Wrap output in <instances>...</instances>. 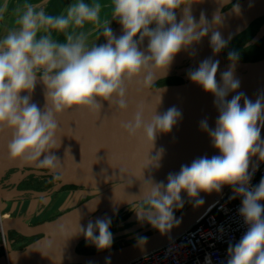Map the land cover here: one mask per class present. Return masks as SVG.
<instances>
[{"label":"clouds","instance_id":"1","mask_svg":"<svg viewBox=\"0 0 264 264\" xmlns=\"http://www.w3.org/2000/svg\"><path fill=\"white\" fill-rule=\"evenodd\" d=\"M197 3L200 2L111 0V22L116 20L123 34L114 36L111 22H105L102 34L106 43L89 48L85 33L74 30L86 23L100 25L102 5L99 2L88 4L76 0L58 15L47 14L39 3L26 2L16 19L17 27L0 39V134L11 133L7 145L9 159L35 163L52 172L55 179H61V162L53 153L60 147V142L57 143L59 115L73 108L99 113L104 101L111 105L114 99L118 109L126 111V83L142 72L148 73L145 82L154 80L153 72L167 73L181 50H189L209 32L213 54L220 53L228 46V41L216 30L223 25V13L218 9L211 24L202 13L197 23L192 15V5ZM218 3L223 8L230 0H218ZM6 10L7 5L0 0V18ZM180 10L183 16L177 22L176 13ZM232 11L239 14V4L232 5ZM70 28L72 32L67 31ZM53 32L65 33V42L54 39ZM145 38L148 54L140 49ZM238 59L237 52L228 53L230 67L221 73L222 83L216 80L219 61L211 58L187 73L192 83L215 97L219 112L216 127L209 128L207 119L201 121L200 127L208 133L220 155L198 158L190 166L182 165L179 173L168 175L166 185L150 180L146 195L140 200L143 206L138 204L134 210L140 222L147 221L165 235L181 222L174 214L184 207L181 193H186L189 202L198 207L205 202L201 192L219 193L224 186H230L232 198L241 197L238 211L248 227L239 242L229 245L226 264H264V204L261 203L264 178L252 187L249 172L253 157L264 162V96L253 102L238 92L231 100L226 99L240 87L239 79L234 76ZM38 80L45 88L43 111L30 103ZM162 91L161 88L159 92ZM24 92L28 95L21 96ZM181 118L182 113L172 107L162 115L154 113L145 124L140 109L122 127L130 136L143 131L153 146L157 133L171 132ZM162 155L163 149L156 157L148 158L151 162L145 168L150 164L158 168ZM110 225V218L98 219L95 224L89 222L86 229L79 225V231L74 234L82 233L98 251H105L113 243ZM147 243L146 236L136 238L142 250ZM206 264H210L207 257Z\"/></svg>","mask_w":264,"mask_h":264},{"label":"water","instance_id":"2","mask_svg":"<svg viewBox=\"0 0 264 264\" xmlns=\"http://www.w3.org/2000/svg\"><path fill=\"white\" fill-rule=\"evenodd\" d=\"M198 2L200 3L192 5V15L197 23L202 13L210 24L213 14L218 9L223 13V25L216 30L220 31L226 41L238 35L240 29L247 28L264 16V0H230V3L223 8L218 0H198ZM236 4L240 6L239 14L232 11V5ZM176 16L179 22L183 16L182 10L177 11ZM122 34L123 29L119 24L114 36L120 37ZM263 36L264 28H261L254 39ZM210 37L211 32L199 43L193 44L189 50H181L174 57L167 73L153 72L154 80L145 82L148 73L142 72L132 82L126 83L125 99L128 105L126 111L119 110L114 99L111 105L104 101L99 113L73 108L57 117V143L60 142V147L54 149L53 153L61 162L62 178L53 191L64 185H81L88 191L94 192L109 185L114 186L90 197L80 207L36 226H30L20 218L4 220L0 227V231L4 233L14 230L23 236L42 235V237L21 251H10L0 258V264H125L173 239L202 216L230 187L224 186L219 193L201 192L200 196L203 197L204 204L194 207L191 203L175 215L181 222L165 235H161L146 221L121 234H112L113 238L121 235L120 238L125 241V244L118 248L97 253L77 251L82 243L87 242L82 233L74 234L79 231V225L86 229L89 222L95 224L98 219H112L124 209L130 206L136 207L145 197V191L151 181L153 183L164 181L170 173H179L182 165L190 166L198 158L220 155L213 147L208 133L200 127L201 121L205 119L209 128L216 127L219 112L214 104L215 97L206 93L201 86L192 83L189 78L181 84L154 87L158 81L177 73L178 71L174 72L176 67L182 65L184 61L194 58L196 63L193 69L196 70L200 56L211 46ZM104 43L106 40L102 44ZM147 45L148 40L145 38L140 45V49L145 51V54H148ZM211 59L219 61L216 80L222 83L221 73L229 69L230 63L225 62L222 51L213 55ZM239 68L251 72L236 73ZM234 76L239 79L240 87L236 92H230L226 97L227 100H231L238 92L244 93L253 102L258 97L264 96V58L254 62L237 61ZM161 88L163 91L159 92ZM26 95L28 93H21V96ZM30 103H35L42 111L45 108V88L39 80L31 95ZM172 107L182 113V118L173 126L171 132L157 133L153 146L150 140L145 139L143 131L136 136H130L122 127V124L131 122L140 109L143 111V121L147 124L154 113L162 115ZM10 139L11 133L0 134V172L10 168L46 169L37 167L35 163H22L19 160L9 159L7 145ZM262 139H264V130H262ZM161 149L163 155L159 160L160 166L157 168L150 164L145 168L147 163L151 162L148 158L156 157ZM260 162L258 157H253L249 171ZM38 194L46 195V193ZM181 195L184 200H189L186 193ZM93 208L95 210H91ZM95 234L98 235V231ZM138 236L148 238L143 250L136 244Z\"/></svg>","mask_w":264,"mask_h":264},{"label":"rangeland","instance_id":"3","mask_svg":"<svg viewBox=\"0 0 264 264\" xmlns=\"http://www.w3.org/2000/svg\"><path fill=\"white\" fill-rule=\"evenodd\" d=\"M6 1L9 2L10 0H2V3H6V5L8 6ZM60 1L65 2V0H55V1L52 0V2L48 4V6H47V2L43 3L44 9L45 11H47L46 13L50 15L63 14L65 12L63 10H65L68 5H71L72 3L76 2V0H68L64 4V3H60ZM83 2L88 3V4H91L93 2H99L102 5L101 13H100L101 23L99 26H94L93 24L86 23L83 28H77L74 30L76 33H80V32L85 33L86 44L90 48L94 45L102 44L105 41V38L103 37V34H102L103 25L105 22H111L112 5H111V0H83ZM6 11L4 12V16L2 15V18H0V39H2L9 31L14 30L17 27L16 25L13 27H11L10 25V17L17 16V14L16 13L12 14V12L10 11L6 13ZM117 26H119V23L116 20H113L110 24V27L113 33H114V30L117 28ZM249 27L250 25L246 29L241 31L238 35H236L235 38L233 37L229 40H234V39L237 40V38L241 36L245 37L246 35H248L247 37L248 39L245 41L243 48L250 46L251 43L252 45L255 43H259V45H262V44L264 45V39H262L263 37L256 39V40L254 39L256 37V34L258 33L256 31V33L254 34L256 26L252 25L251 28ZM67 31L72 32L73 29L70 28ZM52 35H53V38L56 39L58 42H65L66 40L65 33L53 32ZM252 35H253V38L251 37ZM249 37H251V39ZM227 50H228V47L222 50V54H223V57L226 63H228L229 61L226 56V54L228 53ZM263 55L264 53L260 55L259 57ZM247 59H250V58H244V59L239 58L238 61L246 62ZM187 62L188 64L186 65H185L186 61H184L182 65H179L178 67H176L175 72L177 71L178 72L167 77L165 82L172 81L173 79L175 80L178 79L182 82H185L188 79L187 73L191 69L194 70L193 66L195 63V59L192 58L191 60H188ZM11 169L13 168H10L6 170L5 172H0V179H2L6 175V173H8V171ZM70 187H71L70 190L58 192L56 193V195H53V197H50V198L31 197L32 199H30V201H25L23 203H21L22 200H19L18 203L13 202V204L11 205L12 206L11 209L13 212L16 213L15 215L17 218L26 220L30 223L40 222V221H45L48 218L58 217L61 214L72 210L73 208L80 207L83 203L89 200L90 197L99 193L98 191L97 192L88 191L86 187L81 186V185L79 186L71 185ZM184 201L185 203H184L183 209L176 210L174 213L175 215L182 212L185 208H187L191 204L189 200H184ZM28 202L29 203L31 202V203L29 207L27 208ZM139 204L142 205V202H140ZM136 207L130 206L124 209V211L117 214L111 219V225H110L109 230L111 231L112 234L114 233L121 234L122 232L131 230L132 228L140 226L143 223V222H140L137 218L136 211L134 210ZM4 214L7 216V218H12V215L10 214L9 210L6 209L5 211H2L0 213V217L4 218L3 217ZM120 237L122 236L120 235L117 238L116 237L113 238L112 246L108 250L118 248L125 244V241L123 240V238H120ZM23 249L24 248L20 249V251ZM108 250H105V251H108ZM77 251L79 253L103 252V251H98L97 248L93 244L88 243V242L82 243L77 248Z\"/></svg>","mask_w":264,"mask_h":264},{"label":"built area","instance_id":"4","mask_svg":"<svg viewBox=\"0 0 264 264\" xmlns=\"http://www.w3.org/2000/svg\"><path fill=\"white\" fill-rule=\"evenodd\" d=\"M249 172L250 186H257L264 178V162ZM233 195L228 187L192 225L125 264H206V257L210 264H226L229 245L239 242L248 227L238 211L241 197L233 199Z\"/></svg>","mask_w":264,"mask_h":264},{"label":"flooded vegetation","instance_id":"5","mask_svg":"<svg viewBox=\"0 0 264 264\" xmlns=\"http://www.w3.org/2000/svg\"><path fill=\"white\" fill-rule=\"evenodd\" d=\"M47 1L48 0H41L38 3L43 5V3ZM66 1L68 0H65V2ZM66 9L63 11H66ZM252 25L256 26L254 34L256 33V31L259 32L261 28H264V16L251 23L249 28H251ZM262 39H264V36ZM263 58L264 55L261 57L247 59L246 62H254ZM186 64H188V62H186L185 65ZM181 83L183 82L178 79H173L172 81L156 84L154 85V87L164 85H177ZM60 182L61 179H55L54 174L46 169L13 168L9 170L8 173H6V175L2 179H0V213L7 209L10 211L12 218H17L15 215L16 213L11 209V205L13 204V202L18 203L19 200H22L21 203H23L25 201H30V199H32L31 197L50 198L53 197V195H56V193L58 192L71 189V185H64L58 190L53 191V188ZM38 193H46V195H40ZM30 203L28 202L27 208L29 207ZM3 217L7 218L5 214ZM4 218L0 217V219ZM55 218L56 217L48 218L45 221L34 223H30L26 220L24 221L30 226H36L42 224L43 222L51 221ZM41 237L42 235L23 236L14 230H9L6 233L0 231V258L8 254L10 251H20V249L25 248L30 244L38 241Z\"/></svg>","mask_w":264,"mask_h":264},{"label":"trees","instance_id":"6","mask_svg":"<svg viewBox=\"0 0 264 264\" xmlns=\"http://www.w3.org/2000/svg\"><path fill=\"white\" fill-rule=\"evenodd\" d=\"M247 37H248V35H246L245 37L241 36V37L237 38V40L236 39L229 40L228 46H227L228 47L227 52L228 53L232 52V51L237 52L239 54L240 59L255 58V57H259L260 55H262L264 53V45L263 44L259 45V43H255L252 45V43H251L250 46L243 48L245 41L248 39ZM251 37L253 38V36H251ZM251 37H249V38L251 39ZM227 54H226V56L228 58ZM165 81H166V78L158 81L156 84H161Z\"/></svg>","mask_w":264,"mask_h":264},{"label":"crops","instance_id":"7","mask_svg":"<svg viewBox=\"0 0 264 264\" xmlns=\"http://www.w3.org/2000/svg\"><path fill=\"white\" fill-rule=\"evenodd\" d=\"M40 1L41 0H10L9 2L6 1L7 4H8L6 13L10 11V12H12V14H15V13L17 14V16H11L10 17V25H11V27L16 25V19H17L18 15L23 11V6H24V4L26 2L38 3ZM53 1H55V0H53ZM50 2H52V0H48L47 1V6H48V4ZM60 3H65V2L64 1H60ZM3 4H6V3H3ZM41 6H43V5H41Z\"/></svg>","mask_w":264,"mask_h":264},{"label":"bare ground","instance_id":"8","mask_svg":"<svg viewBox=\"0 0 264 264\" xmlns=\"http://www.w3.org/2000/svg\"><path fill=\"white\" fill-rule=\"evenodd\" d=\"M246 29V28H245ZM117 30H118V26H117V28L114 30V33H116L117 32ZM244 29H240V32L241 31H243ZM239 32V31H238ZM113 33V34H114ZM213 50H212V47L210 46L209 48H207L206 50H204V52L202 53V55L200 56V61H199V64H198V66H197V68L199 67V65H200V63L203 61V60H205V59H208V58H212L213 57ZM195 63H196V60H195ZM195 63H194V65H195ZM228 63H230L229 61H228ZM179 66V65H178ZM177 66V67H178ZM196 68V69H197ZM176 71V70H175ZM174 71V72H175ZM236 73H243V72H251V70H247V69H245V68H239L237 71H235ZM161 182H163L165 185L167 184V179L166 180H164V181H161ZM160 183V182H159ZM114 185H109V186H107V187H105L104 189H102V190H100V191H98L99 193L98 194H101L102 192H104V191H106V190H108V189H110V188H112ZM9 220V219H12V218H4V219H0V227H1V225H2V222L4 221V220Z\"/></svg>","mask_w":264,"mask_h":264}]
</instances>
